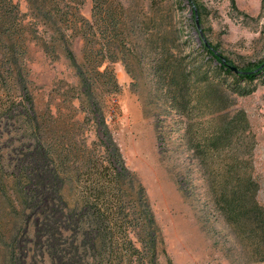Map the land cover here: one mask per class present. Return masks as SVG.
<instances>
[{
	"label": "rangeland",
	"instance_id": "374dc122",
	"mask_svg": "<svg viewBox=\"0 0 264 264\" xmlns=\"http://www.w3.org/2000/svg\"><path fill=\"white\" fill-rule=\"evenodd\" d=\"M16 1L26 27L29 91L51 142L68 129L75 143L85 138L80 127L54 120L69 115L67 101L83 91L56 37L71 41L80 65L86 37L102 46L104 20L119 19L133 34L135 46L126 43V59L120 53L117 62L100 68L114 72L118 91L101 85L94 101L126 166L147 190L164 241L160 263L264 264V254L256 256L252 241L226 219L208 186L222 184L227 167L240 163L239 174L247 168L264 207V74L241 82L239 88L253 89L241 95L233 88L235 77L203 49V41L210 43L239 70L261 65L264 0H47L55 12L51 19L59 22L49 30L27 0ZM85 22L95 23L91 31ZM89 75L96 80L92 70ZM9 112H0V264H33L41 254L31 243L29 187L20 183L27 172L17 165L24 158L34 163L35 150L26 147L36 135ZM85 131L88 145L96 143L93 128ZM214 187L219 198L225 187Z\"/></svg>",
	"mask_w": 264,
	"mask_h": 264
},
{
	"label": "trees",
	"instance_id": "16d2710c",
	"mask_svg": "<svg viewBox=\"0 0 264 264\" xmlns=\"http://www.w3.org/2000/svg\"><path fill=\"white\" fill-rule=\"evenodd\" d=\"M27 1L31 9L38 11L36 17L47 21L42 20L47 30L49 26L59 24L54 17L51 19L55 12L47 9V0ZM53 2L49 0L52 5ZM85 23L90 31L95 26V23ZM102 26L105 27L102 46L98 48L94 36L86 37L84 62L80 65L71 41L56 37L78 70L83 91L67 101L69 115L54 120L60 125L80 127L85 138L81 144L75 143L74 135L68 129L56 138V142H51L47 125L36 112L29 91L26 27L19 2L0 0V112L8 109L12 118H17V124H24L36 135L26 147L34 148V163L30 164L24 158L17 165L21 171L25 169L27 172L26 178L21 176L20 183H27L29 187L26 204L31 212L29 219H35L31 243L34 251L41 254V263L34 255L33 264H161L159 251L164 241L147 190L137 173L126 166L104 114L94 101L101 85L109 93L118 91L114 72L109 67L104 71L100 68L107 61L117 62L120 53L122 59H126V43L134 47V36L127 32V25L116 18L104 20ZM203 44L204 51L217 61L219 68L235 77L234 89L238 87L241 95L253 92V89L239 88L240 83H252L263 75L264 62L255 68L235 72L233 64L210 43L203 41ZM90 59L95 64L93 68ZM91 70L96 80L90 78ZM75 100L79 107L75 106ZM87 126L93 128L91 132L97 139L92 145H88L89 138L84 136ZM240 169L241 164L234 162L226 169L228 179L222 184L211 181L208 186L226 219L239 226L241 235L252 241L256 256L262 257L264 207L257 200V184L247 168L239 174ZM215 185L225 187L219 198ZM19 261L17 264H24ZM168 264H173L170 259Z\"/></svg>",
	"mask_w": 264,
	"mask_h": 264
},
{
	"label": "water",
	"instance_id": "95a60500",
	"mask_svg": "<svg viewBox=\"0 0 264 264\" xmlns=\"http://www.w3.org/2000/svg\"><path fill=\"white\" fill-rule=\"evenodd\" d=\"M197 23H198V18H197ZM235 72H238V70L236 68L233 69Z\"/></svg>",
	"mask_w": 264,
	"mask_h": 264
}]
</instances>
